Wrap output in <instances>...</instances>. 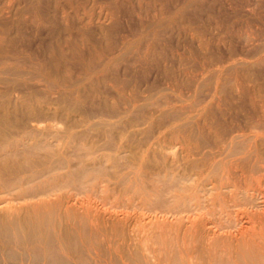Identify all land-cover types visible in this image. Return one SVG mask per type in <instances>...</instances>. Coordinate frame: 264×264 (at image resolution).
Returning <instances> with one entry per match:
<instances>
[{
    "label": "bare ground",
    "instance_id": "bare-ground-1",
    "mask_svg": "<svg viewBox=\"0 0 264 264\" xmlns=\"http://www.w3.org/2000/svg\"><path fill=\"white\" fill-rule=\"evenodd\" d=\"M94 1L0 0V264H264L261 0Z\"/></svg>",
    "mask_w": 264,
    "mask_h": 264
},
{
    "label": "rangeland",
    "instance_id": "rangeland-1",
    "mask_svg": "<svg viewBox=\"0 0 264 264\" xmlns=\"http://www.w3.org/2000/svg\"><path fill=\"white\" fill-rule=\"evenodd\" d=\"M125 1L126 0L120 1L121 2L120 7L121 6L122 7H121V9L120 8L119 9L122 12L119 13L118 20L115 21V19H114L111 22H109L108 25L106 26V29H113L115 26H117V27H115V30H112V32H113L112 35L114 34L113 37L115 38V40H116V38L121 36L119 34L126 35V37L128 36L127 38H130L134 35L135 32L132 29H133V27H134V30L136 29L135 27H137L136 25H137V21H138L137 17L135 16V13L139 12V10L140 11L142 10V12H143L142 16L147 15L145 13V10L148 12H151V14L154 13L159 8V5H161L163 7V9H165L166 11H170L173 9V7H175L179 4H182V2L184 0H156V2H155V0H154V2L150 0L153 3H156L155 9H153V6L151 4L147 3V2H149V0H147V1L141 0V6H140L141 8L140 9L138 7V3H135L136 0H133V3L132 2L128 3ZM130 1H132V0H130ZM94 2H95L94 7L91 9L93 14L96 13L99 8H101L100 6L105 5L106 0H95ZM234 3H239V1L238 0H203L202 3L200 2V4L198 6L196 4H190L189 6L186 7L184 12L187 15H189L191 18L192 17L194 18L196 16L198 19V21H197L198 23H200L202 21H206V19H207V21L205 22L206 24L204 22H203V24L202 23H200V24H201V26H203V25L208 26V23H211L210 22L211 18L208 19L209 18L208 15H210V13L211 14L213 13L216 17H219V18H224V16H229L231 14V9L229 8V4L233 6ZM130 4H132V6H130ZM261 5H262L261 8L264 7V0H261ZM90 7H91V4L89 3L86 6V9H90ZM126 9L128 11L130 10L132 15L129 16L128 14H126V12H125ZM80 12H82V9L80 10ZM260 13H261V11H260ZM147 16L149 17V15H147ZM125 19H126V21H125ZM146 19L147 18L145 17L144 21H146ZM200 19H202V21ZM113 22H115V23L117 22L116 25H115V23L113 24ZM163 25H166V23H163ZM171 25H173V24H171ZM89 27H90L91 31L96 30V20H93V22L91 23V25ZM130 27H132V29H130ZM165 27H167V26H165ZM131 30L134 33H132ZM163 31L164 32H161V34H163L160 37L161 39L157 40L159 43L157 45L168 48V49L181 47L183 45L195 48V43H196L195 40H192L189 35L185 34L183 32V29H179L178 27H175L173 25L172 27L165 28ZM129 32H131L132 35ZM115 35H116V37H115ZM114 38H112V39H114ZM233 41H234V39H233ZM234 44H236V43H234ZM235 47H236V49H238L236 45H235ZM238 53H239V51H238ZM148 80L153 81L156 84H161V75L159 73H154L151 76H148Z\"/></svg>",
    "mask_w": 264,
    "mask_h": 264
}]
</instances>
